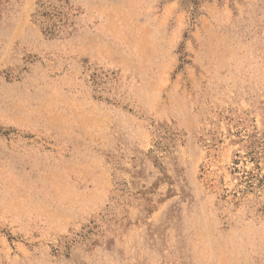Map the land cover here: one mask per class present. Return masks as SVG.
Returning <instances> with one entry per match:
<instances>
[{
	"label": "rangeland",
	"instance_id": "1",
	"mask_svg": "<svg viewBox=\"0 0 264 264\" xmlns=\"http://www.w3.org/2000/svg\"><path fill=\"white\" fill-rule=\"evenodd\" d=\"M263 177L264 0H0V264H264Z\"/></svg>",
	"mask_w": 264,
	"mask_h": 264
},
{
	"label": "trees",
	"instance_id": "2",
	"mask_svg": "<svg viewBox=\"0 0 264 264\" xmlns=\"http://www.w3.org/2000/svg\"><path fill=\"white\" fill-rule=\"evenodd\" d=\"M249 148H251V151L249 153H246L247 157L251 161H257L258 160V154H260V152L258 153V150H256V149H258V142L257 141H251L249 144ZM241 156L242 155L239 152L236 154L237 158L238 157L240 158ZM235 164L238 166L240 164V159L236 160ZM257 166H259V165L257 164ZM257 168L259 169V167H257ZM237 169L238 168L236 167V170ZM245 174H247V175H245L246 176L245 178L247 180L246 183L248 184V188L253 187L254 182L252 181V178L255 177L254 174L250 173V172H245ZM250 177H251V179H250ZM263 181H264V177H263V179H259V182H263Z\"/></svg>",
	"mask_w": 264,
	"mask_h": 264
}]
</instances>
